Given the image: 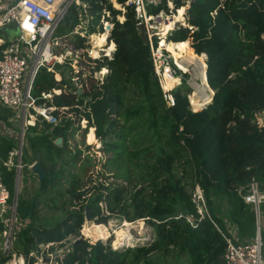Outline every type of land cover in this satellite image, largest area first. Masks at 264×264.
I'll list each match as a JSON object with an SVG mask.
<instances>
[{"label":"trees","instance_id":"16d2710c","mask_svg":"<svg viewBox=\"0 0 264 264\" xmlns=\"http://www.w3.org/2000/svg\"><path fill=\"white\" fill-rule=\"evenodd\" d=\"M83 1L89 2L91 34L105 13L112 16L109 40L116 49L112 59L103 56L93 61L94 68L77 87L72 79L85 73L74 74L68 61L63 64L72 75L68 79L60 71V80L46 69L37 72L32 96L38 105L46 102L56 108L53 116L57 122L40 120L24 133V171L34 176L28 166L37 163L45 179L38 181L33 197H16L14 252L33 264L29 254L35 244L59 243L62 249L68 237L81 238L87 206L98 224L108 223L111 217L129 223L141 220L153 230V238L134 248L113 247L103 240L93 244L74 241L64 253L69 264H156L160 257L168 256L183 258L185 264H223L225 241L212 223L204 218L191 225L186 216L198 218L191 201L198 185L212 220L222 232L227 233L226 219L236 226L243 241L255 236V214L238 190L245 192L252 181L264 189V128L256 120L264 113V0H162L159 6L148 9L150 15L168 12L170 1L175 10L183 11L185 20L167 33L166 44H182L193 54L206 56V81L214 94L198 111L188 103L191 89L186 83L172 91L174 106L164 100L149 45L139 36L128 0H115L119 9L109 0ZM76 9H69L62 21L66 27L57 30L58 36L73 32L78 24ZM117 17L123 21H116ZM157 41L154 38V46ZM85 42L76 36L75 49H84ZM62 67L56 65L55 71ZM103 68L108 72L102 82L93 79ZM52 90L61 93L50 101L41 98ZM13 117L11 110L0 106L2 161L17 146L15 136L6 132ZM82 121L86 122L84 129ZM79 132L82 144L89 132L90 137L94 134L104 156L99 163L123 184L95 186L81 212H67L66 218L51 228L37 225L41 204L54 198L48 194L72 200L81 193V178L70 169L76 167L83 173L91 162L84 161L87 156L78 146L70 145ZM59 138L62 143L56 146ZM2 175L12 202L16 170L2 167ZM215 199H225L226 212H216ZM260 210L264 250V204ZM3 229L0 222V235ZM8 259L2 258L0 264Z\"/></svg>","mask_w":264,"mask_h":264},{"label":"built area","instance_id":"2783aa9c","mask_svg":"<svg viewBox=\"0 0 264 264\" xmlns=\"http://www.w3.org/2000/svg\"><path fill=\"white\" fill-rule=\"evenodd\" d=\"M161 3L162 0H128L127 2L128 5L133 6L136 27L138 28L140 25L145 27L146 42L149 45L155 76L158 79L164 100L168 106L172 107L174 106L172 91L182 83L191 87L195 66L193 64L192 68L191 64L182 61V58L174 59L166 48L161 47L162 41H166V35H161L158 30L161 22L167 21L168 17L162 11L155 15L148 13L149 8L157 7ZM86 4L83 0H0V31L9 25H14L18 31L9 40L0 36V47L4 46V48H0V106L11 110L14 113L13 118L21 119L24 130L34 127L38 120L49 124L57 122L53 116L56 108L47 106L46 102L41 105L36 103V98L32 96L33 81L40 69L55 73V66L63 65L67 61L68 54L63 55V53L55 52L56 48L62 49V42L65 39L64 36L57 35V30L73 6H79V12L86 17L88 15ZM167 4L172 5L170 1ZM154 38L158 40L157 46H154ZM74 55H78L76 57L79 58L78 50L74 51ZM200 56L206 62V56L203 54ZM27 71L28 76L23 87L22 81ZM107 72L108 70L103 68L94 74L95 78L97 76L96 79L102 82ZM77 79V77L72 79L76 87L79 85ZM198 92L200 93V90ZM60 93V90H52L50 93L41 94V98L50 101L54 95ZM256 120L259 127L264 128L263 117L260 115L259 119L256 117ZM82 123L84 126L85 121ZM21 157L22 153L18 151L17 142L16 148L9 152L5 161L0 158V222L4 225L0 235V260L9 258L3 264H7L11 260L15 264L16 261L18 264H24L25 261L13 250L17 203L16 198L9 202L10 194L2 175V167L7 170L14 168L16 175L20 174ZM33 166L34 164L28 166V169L32 171ZM238 194L245 204L252 207L255 214V236L251 241L245 242L240 239L236 226L230 223L224 222L227 229H229L228 226L230 227V232L224 233L220 230L210 216L204 194L198 185L191 193V201L195 206L198 218L186 216V221L193 225L196 220L201 221L207 218L212 223L225 241L223 264H264L260 210L264 204V189L257 182L252 181L245 192H242V188H240Z\"/></svg>","mask_w":264,"mask_h":264},{"label":"rangeland","instance_id":"374dc122","mask_svg":"<svg viewBox=\"0 0 264 264\" xmlns=\"http://www.w3.org/2000/svg\"><path fill=\"white\" fill-rule=\"evenodd\" d=\"M115 9H119V6L115 4V0H109ZM89 12V2H86ZM102 6V3H100ZM117 6V7H115ZM169 11L164 12L162 11L168 19L171 20V18L174 17V14L177 16L179 10H175L173 8V5H168ZM77 14H78V24L75 26L73 32L67 34L62 42V49L56 48V53H63L68 54L67 61L71 63V68L73 69V73L77 74L78 72H84L85 74L81 75L78 82H81L84 78L87 77V74L89 71H91L94 68L93 61L95 60H101L103 56H106L108 59H112L113 53L115 52V44L114 42L109 40L110 32L113 28L112 23V16L107 12L104 16L101 17L99 21V26H95V32L91 34L89 31L91 30V27L93 25L90 24L91 19L87 15H83V13L79 12V6H76ZM186 10V7H184ZM181 11V10H180ZM184 12L182 11V14ZM185 15V14H184ZM167 19V20H168ZM118 22H122L123 18L117 17L115 19ZM185 20V17L182 19L181 22ZM166 21H162L161 25H164ZM66 25H64L62 22L59 26L58 31L60 28H65ZM107 27H111L110 29H107ZM159 31V30H158ZM160 32V31H159ZM3 38L6 40H9L10 38L14 37L18 31L17 28L14 25L6 26L3 30ZM107 34V40L103 48H97L95 46V38L99 35ZM76 36H79L80 38H85V48L84 49H75L74 44L76 41ZM189 45L190 40H188ZM113 44L114 50L111 52L108 47ZM191 47V46H190ZM78 50L79 58L76 57L78 55H74V51ZM103 51V52H102ZM110 55V56H109ZM194 59H186V57L182 58V61L188 62L192 65L194 64V73L193 78L190 83V86L194 89L191 90V93L188 95V103L193 111H198L202 109L204 106H206V101L208 97H210V93L206 92L205 90H208L204 85L202 81V73L203 70H205V66L202 62L203 59L196 58V54H194ZM198 57V56H197ZM174 58V57H173ZM175 59V58H174ZM30 62V61H29ZM206 65V64H205ZM63 67L55 71L54 78L56 80H59L60 75L59 71L64 74V77L68 79L69 77H72V75L68 72V70L65 67V65H62ZM29 68V67H28ZM193 68V67H192ZM206 74V71H205ZM28 76V71L24 74L23 77V87L26 83ZM97 78V76H96ZM95 78V75L93 79L97 80ZM202 82V83H201ZM195 87L200 90V97L198 96L199 92ZM205 99V100H204ZM203 103V104H202ZM199 104V105H198ZM201 106V107H197ZM264 119V113L261 115ZM260 116H257L259 119ZM39 121V120H38ZM36 123H40V122ZM86 123V122H85ZM81 122V128H85L86 124ZM10 128L6 131L7 133H12L15 136L16 142H18L20 129H21V119L12 118L10 120ZM27 130V129H26ZM24 130V133L25 131ZM87 137V136H86ZM82 136L81 132H79L75 137L74 140L70 141V145L73 148L74 145L78 146L79 149L83 151V155L87 156L85 160H88L91 162L90 167H86L85 171L83 173H80V171L76 167H71L70 171L75 172L80 176L81 178V186H80V192H77L76 197H74L72 200L67 197H59L58 195L54 194V192L48 194V196H54V198L51 200L50 198H47V201L45 204H41V207L39 208L38 213V224L45 228H51L54 227L58 222L62 220L63 217L66 218V214L69 211H82V206H84L85 201L89 197L90 193L94 191V187L97 186H116L123 184L121 180H117L116 178H111L109 171L104 169V166H101L102 164L99 162H102L104 159V156L102 155V152L100 149L101 143L98 142L95 143L94 141V134L92 137H90V132L88 135V139L86 138L82 142ZM92 142L93 145H88ZM88 143V144H87ZM24 138H23V147H24ZM89 146V147H88ZM88 148V150H87ZM23 149V148H22ZM26 149V146H25ZM25 152V151H24ZM28 156L31 157V153L27 149ZM93 157V158H92ZM24 166L22 165V169L20 171V181H19V188H18V196H23L24 198H31L33 197L38 190V177L34 174V176L31 175V173H25ZM37 177V179H36ZM24 178V179H23ZM25 180V182H23ZM126 184V183H124ZM66 188V186H64ZM138 187L137 189H139ZM215 208L216 212L218 214H222L226 212L227 210V204L225 199H215ZM226 223H229L226 219H224ZM107 225V229L105 230L107 233V239L103 241H110L111 246L118 247V248H134L139 244H143L145 242H148L152 240L153 238V230L144 222L141 220L135 221L132 223H129L123 219H120L118 217H111L107 224H98L95 220H91L89 222L85 221L80 229V236H70L68 237L67 241L64 244V248L61 249V246L59 243H37L35 244V248L33 253L29 254V258H33L34 262L33 264H69L64 257V253L66 252V249L69 247V245L77 241L79 239L87 240L90 244H93L96 242V240L92 236H88L86 234V230L88 228H91L92 226H101ZM227 229L228 232H230V227ZM126 229V230H125ZM128 230V231H127ZM85 231V235H84ZM127 232V233H126ZM99 241V240H98ZM158 258V257H157ZM156 257L154 259H157ZM160 261L156 262V264H185V260L183 258H176V256H168L166 258H159ZM161 262V263H160ZM7 264H15L13 260L9 261ZM16 264H18V261H16ZM24 264H29V262L24 261Z\"/></svg>","mask_w":264,"mask_h":264},{"label":"bare ground","instance_id":"6f19581e","mask_svg":"<svg viewBox=\"0 0 264 264\" xmlns=\"http://www.w3.org/2000/svg\"><path fill=\"white\" fill-rule=\"evenodd\" d=\"M183 19V14L182 11L179 10L177 16L175 15L173 18L168 19L166 21V23L164 25L159 26V31L161 35H167V33L169 31H171L174 27L175 24L182 21ZM106 38H107V34L104 35H99L95 38V46L97 48H103L105 43H106ZM161 47L162 48H166L171 54L172 56L178 60L180 58L186 57V59L190 58V59H194L195 55L193 54V52H191L190 50H186L182 44H178L176 46H170L166 44V41H162L161 43ZM113 51V48L110 50V55L111 52ZM103 52V51H102ZM109 55V56H110ZM204 56V55H203ZM203 59L202 56H198L196 57L197 59L200 58ZM189 60V59H188ZM199 60V59H198ZM203 65L205 66L204 62H202ZM202 81H203V85L206 88H209L207 85V81H206V74H205V70H203L202 73ZM202 83V82H201ZM210 90V88H209ZM205 100V99H204ZM203 104V103H202ZM199 105V104H198ZM197 107H201V106H197ZM107 229V225H101V226H92L91 228H88L86 230V234L89 236H92L96 241L98 240H106L107 239V233L106 230ZM126 230V229H125ZM128 231V230H127ZM127 233V232H126ZM84 235H85V231H84Z\"/></svg>","mask_w":264,"mask_h":264},{"label":"water","instance_id":"95a60500","mask_svg":"<svg viewBox=\"0 0 264 264\" xmlns=\"http://www.w3.org/2000/svg\"><path fill=\"white\" fill-rule=\"evenodd\" d=\"M111 27H107V29H110ZM138 31H139V36L140 38L142 39L143 42H146V34H145V27L144 25H140L138 26ZM108 38H106L107 40ZM81 91H78V95H81ZM23 138H24V128H23V125H21V129H20V134H19V139H18V151L20 153H22V147H23ZM62 143V139H57L56 142H55V145L56 146H60ZM32 172L38 177V180L39 181H42L43 179H45V173H44V170L37 164L35 163L34 166L32 167ZM19 181H20V174H17L16 175V184H15V192H14V198L17 197L18 195V188H19ZM85 212H84V216H85V221L86 222H89L91 221V212L89 210V208L86 206L85 207ZM107 224V223H105ZM85 240H77L75 242V244H78V243H81V242H84Z\"/></svg>","mask_w":264,"mask_h":264},{"label":"crops","instance_id":"0c3cea01","mask_svg":"<svg viewBox=\"0 0 264 264\" xmlns=\"http://www.w3.org/2000/svg\"><path fill=\"white\" fill-rule=\"evenodd\" d=\"M181 22V21H180ZM179 23V22H178ZM3 33H2V31H0V36H1V38H3ZM4 39V38H3ZM6 40V39H5ZM109 49L111 48H113V50H114V47L112 46V45H110L109 47H108ZM192 51H193V49H192ZM194 52V51H193ZM208 85V84H207ZM209 87V86H208ZM190 89L192 90V89H194L193 87H190ZM195 89H197L196 87H195ZM208 90H205L207 93L209 92L210 93V97H208V99H207V101H206V105L211 101V99H212V96H213V91L210 89L209 90V88H207ZM198 90V89H197ZM198 96L200 97V93L198 94Z\"/></svg>","mask_w":264,"mask_h":264}]
</instances>
